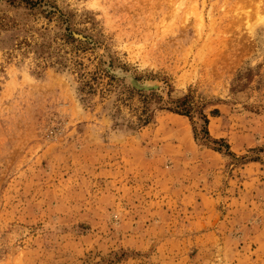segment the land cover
Returning <instances> with one entry per match:
<instances>
[{
    "label": "rangeland",
    "instance_id": "obj_1",
    "mask_svg": "<svg viewBox=\"0 0 264 264\" xmlns=\"http://www.w3.org/2000/svg\"><path fill=\"white\" fill-rule=\"evenodd\" d=\"M0 264H264V0H0Z\"/></svg>",
    "mask_w": 264,
    "mask_h": 264
},
{
    "label": "trees",
    "instance_id": "obj_2",
    "mask_svg": "<svg viewBox=\"0 0 264 264\" xmlns=\"http://www.w3.org/2000/svg\"><path fill=\"white\" fill-rule=\"evenodd\" d=\"M189 96L185 95L182 96L181 98L177 99L175 101V103L169 107V109H171L172 111L184 114L188 117H190V119H192V112L194 110V106L193 104H191L188 101ZM202 119H203V125L201 126V129H196V126L193 122V132H194V136H200L201 138L207 139L210 138L209 137V133L208 130L206 128V124H207V117L206 115H202ZM227 146V145H225ZM221 147H216V149H220Z\"/></svg>",
    "mask_w": 264,
    "mask_h": 264
}]
</instances>
